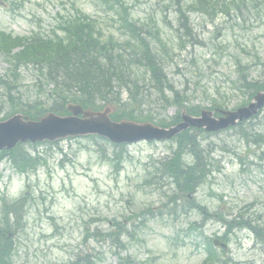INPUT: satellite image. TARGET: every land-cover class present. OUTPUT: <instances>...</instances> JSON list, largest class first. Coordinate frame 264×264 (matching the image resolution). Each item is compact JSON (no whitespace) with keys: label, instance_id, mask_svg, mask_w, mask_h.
<instances>
[{"label":"rangeland","instance_id":"obj_1","mask_svg":"<svg viewBox=\"0 0 264 264\" xmlns=\"http://www.w3.org/2000/svg\"><path fill=\"white\" fill-rule=\"evenodd\" d=\"M124 1L139 26L158 28L171 54L168 72L172 80L176 86L181 85L182 93L188 82L185 105L207 108L219 99L218 103L231 109L243 102L236 89V61L243 68L248 66L252 78H264L261 5L254 8L252 3L241 13H230L231 17L221 13L211 18L189 14L195 36L188 43L175 35L178 21L170 0ZM76 11L93 17L105 33L115 30L112 20L116 18L101 10L94 0H0V30L14 36H46L55 29L58 14L72 16ZM7 69V63L0 59V77L7 75ZM18 73L21 101L37 97L43 100L50 86L39 84L36 70L29 67ZM142 110L157 119L173 116L177 108L169 107L162 114L155 104L146 102ZM5 113L2 106L0 118ZM258 116L254 122L264 135V110ZM202 136L204 142L200 145L206 163L212 166L205 183L197 189L194 203L205 206L210 216L193 211L180 215L179 211H188L189 206L182 195L176 213L166 208L174 196L172 179L162 166L152 172L148 166L165 161L171 146L174 149L170 142L127 147L129 160L118 171L100 160L94 141L83 138L34 149L26 145L24 149L40 159L35 171L28 174L16 172L8 160H1L0 191L16 199L29 185L32 196L15 234L13 264H74L78 255L87 256L84 262L95 264L201 263L205 258L203 238L223 233L222 223L211 214L220 212L225 221H230L242 210L245 217L264 219V148L247 145L232 132ZM96 142L106 154L112 153L110 144ZM188 160L186 156L185 162ZM153 173L158 177L145 184L150 175L155 176ZM190 196L186 195L188 199ZM116 223L122 224V236ZM192 223H196V229L186 232ZM230 239L225 255L231 259L228 264H264V244L260 240L256 243V238L244 231L231 233Z\"/></svg>","mask_w":264,"mask_h":264},{"label":"trees","instance_id":"obj_2","mask_svg":"<svg viewBox=\"0 0 264 264\" xmlns=\"http://www.w3.org/2000/svg\"><path fill=\"white\" fill-rule=\"evenodd\" d=\"M100 2V0H98ZM107 9L122 13H115L118 17L120 33L114 35L104 32L97 21L83 14L64 18L60 22L59 30L62 37H42L33 34L30 37H13L0 31V57H4L9 64L10 78L0 80V89L9 104V112H22L30 119L35 120L51 111L57 114H67L65 106L72 102L87 109H100L111 106L114 112L112 120H138L153 122V115L144 114L145 103L159 105L162 109L174 105L178 109L183 106V96L176 90L168 76L166 59L169 56L168 48L162 43L156 31H145L141 27L129 22L128 13L121 0H106ZM196 8L201 13H228L231 8L238 9L244 0H202ZM189 11H194L190 7ZM195 10V11H196ZM180 23L185 37L192 36V29L187 24L186 17L180 9ZM119 15L121 17L119 18ZM123 34L127 39L122 40ZM142 34L150 37L144 38ZM151 39V40H150ZM19 48L17 52L14 49ZM36 69L41 83L50 86L45 101H21L17 92V69L21 67ZM240 92L250 100L253 95L264 90V79L247 80L246 74L240 78ZM125 95V99H123ZM242 103L241 105H245ZM222 106L214 101L211 108ZM189 114L197 115L201 107L186 106ZM180 121L179 113L169 120L157 118L156 124L162 127L174 125ZM243 123L237 125L241 136L246 141L250 139L255 144H263L262 135H254L252 130L243 129ZM201 131L187 130L179 134L173 141L176 149L172 157L161 166L169 174L172 182L180 193L193 194L210 174V163H206L203 150L198 144L197 135ZM123 146H115L112 156L107 158L111 165L118 167L125 157ZM191 155L192 161L186 164L185 155ZM106 156V155H103ZM8 158L12 166L19 173H26L34 169L37 158L31 157L23 147L0 152V159ZM159 166V164H158ZM152 167V169H154ZM161 173V172H159ZM32 200L28 188L18 199H9L5 193H0V264H12L11 253L15 247V234L21 227L23 213ZM199 213L209 215L205 207L192 203ZM26 212V211H25ZM216 218L221 219L220 215ZM22 218V219H21ZM223 221V220H222ZM259 219L246 218L241 212L226 222L227 229L224 240L235 226L246 228L260 238L263 227ZM262 241V240H261ZM208 257L204 264H226L215 251L207 245Z\"/></svg>","mask_w":264,"mask_h":264},{"label":"water","instance_id":"obj_3","mask_svg":"<svg viewBox=\"0 0 264 264\" xmlns=\"http://www.w3.org/2000/svg\"><path fill=\"white\" fill-rule=\"evenodd\" d=\"M264 104V93L254 97L247 107L234 112L220 111L221 117L214 119L211 112L202 111L200 117H188L182 113V122L167 130L154 127L149 123L137 124L133 122H111L109 111L93 113L83 111L78 106L69 105L67 109L72 113L68 117H58L48 114L37 122L25 120L21 115H15L0 123V150H10L18 143L30 141L32 143L50 141L66 137L99 135L115 144L135 143L138 141H152L170 139L189 127L205 128L207 132L218 131L234 125L238 121L248 119L257 113ZM81 116V117H79Z\"/></svg>","mask_w":264,"mask_h":264},{"label":"bare ground","instance_id":"obj_4","mask_svg":"<svg viewBox=\"0 0 264 264\" xmlns=\"http://www.w3.org/2000/svg\"><path fill=\"white\" fill-rule=\"evenodd\" d=\"M215 135H218V134L216 133V131H215ZM198 144H199V145L202 144L201 141H198Z\"/></svg>","mask_w":264,"mask_h":264}]
</instances>
